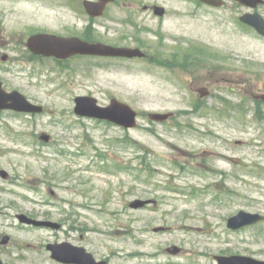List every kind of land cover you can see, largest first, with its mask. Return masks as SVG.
Masks as SVG:
<instances>
[{
	"label": "rangeland",
	"instance_id": "obj_1",
	"mask_svg": "<svg viewBox=\"0 0 264 264\" xmlns=\"http://www.w3.org/2000/svg\"><path fill=\"white\" fill-rule=\"evenodd\" d=\"M83 1L0 0V80L46 110L0 114V172L8 174L0 176V259L54 264L46 247L68 233L76 242L85 235L83 246L109 264H217L216 256L264 261V223L227 229L240 210L264 215V115L255 122L251 112L243 117L236 101L230 107L207 97L197 102L159 54L162 44L192 42L263 72L264 42L232 25L244 11L231 0L216 10L193 0H116L167 11L163 19L139 14L132 26L122 23L120 6L111 7L117 18L93 21ZM118 29L133 38L130 44L152 48L149 60L59 62L26 48L37 33L125 45ZM82 96L101 106L113 99L130 105L139 114L137 128L77 117L75 99ZM151 113L183 116L162 125L149 120ZM135 200L157 204L133 210ZM18 215L67 230L26 227ZM4 236L11 238L6 246ZM174 246L181 252L168 254Z\"/></svg>",
	"mask_w": 264,
	"mask_h": 264
},
{
	"label": "water",
	"instance_id": "obj_2",
	"mask_svg": "<svg viewBox=\"0 0 264 264\" xmlns=\"http://www.w3.org/2000/svg\"><path fill=\"white\" fill-rule=\"evenodd\" d=\"M202 3L212 5L215 7H221L224 5L223 0H199ZM240 4L256 8L261 0H236ZM113 2V0H97V1H84V7L87 13L92 18L101 17L104 13L106 6ZM156 16H164L165 9L162 7H154ZM242 21L249 26L253 27L258 33L264 36V18L258 14L245 15L242 17ZM27 47L29 50L37 55L47 58H57L65 60L75 55H89L100 57H121V58H143L145 54L139 49L130 48H115L102 43H88L79 38H64L51 34H36L28 39ZM6 60V58H4ZM207 94H203L206 96ZM264 99V96H263ZM75 114L80 117H86L96 119L100 121H107L113 123L119 127L125 129H134L138 126L137 118L138 113L129 105L120 102L117 99H113L109 106L103 107L98 104V101L93 97H78L75 100ZM14 110L22 113H34L41 114L44 112V108L34 105L28 101V99L18 91L8 93L0 82V111L1 110ZM173 114H161L153 113L149 115V118L158 123L166 122L171 118ZM41 140L49 142L50 136L43 134ZM2 177L6 178L5 172L1 173ZM155 203L153 201L136 200L131 203L132 209L138 210L145 206ZM1 212V210H0ZM18 219L21 223L32 225L35 227H47L53 229H59L60 226L56 223L47 221H36L25 215H19ZM264 222V215L248 213L240 211L237 215L228 219L227 227L230 230L237 231L245 227H250ZM164 231L163 228H157L155 232ZM10 238L5 236L2 240L3 245H8ZM48 250L52 253V258L58 262L65 264H105L96 263L94 257L87 253L82 247H75L70 243L53 244L49 245ZM181 252V249L174 246L167 249V253L171 255H177ZM218 264H264V261L257 260L245 256H218L215 257ZM0 264H4L0 260Z\"/></svg>",
	"mask_w": 264,
	"mask_h": 264
},
{
	"label": "flooded vegetation",
	"instance_id": "obj_3",
	"mask_svg": "<svg viewBox=\"0 0 264 264\" xmlns=\"http://www.w3.org/2000/svg\"><path fill=\"white\" fill-rule=\"evenodd\" d=\"M264 1V0H263ZM232 4L237 10H243L244 12L237 18L232 21V25L234 29L240 31L248 36V38L256 39L261 42H264V37L259 35L252 27L243 24L240 21L241 16L245 14H260L264 17V3H260L256 9L246 8L244 6L239 5L235 1H231ZM122 7L120 8V15L123 16L121 20L122 23L128 25H137L135 21V17L139 16V14H145L154 17V11L152 9V5H135V4H127V3H111L106 7L104 11V16L102 18H96L95 20H100L112 13L111 7ZM136 6V7H135ZM227 6V5H226ZM225 6V7H226ZM223 7V9L225 8ZM209 8L211 10H216L213 7ZM221 9V8H220ZM112 15V14H111ZM113 19L117 18L112 15ZM115 33H118L119 36L117 40H123L126 42L125 45H117L112 44V46L118 48H138L145 53V57L139 59L141 61H147L150 57V52L152 48H149L145 45L144 42H135L132 43L133 38H126L129 34L124 33L122 30H114ZM84 39V38H83ZM88 42H95L92 38L84 39ZM131 41V42H130ZM110 45V44H109ZM175 46H168L162 44L159 51V54L162 56L165 54L168 57V62H165L169 67H171L172 76L175 78L179 85H184L183 80L188 82V87L191 93L194 95L195 99H198L197 102H203L204 98H202V94L208 93L209 97L207 100H216L218 103L222 105H227L230 107V102L240 103L237 105L239 108H243V117H246L248 112L254 116L253 121L259 122V118L261 113L264 115V71L261 72L256 67H252L249 63L244 61L239 62L238 64H233L229 62V58L227 55L223 54V51L220 49L213 48L212 46H201L192 42H181L176 41ZM167 54H171L170 58ZM244 56H238V58ZM76 58H95V59H107V60H126L123 58H101V57H91V56H75L71 59H68L67 62L76 59ZM8 60V57H7ZM137 60V59H134ZM4 84V83H3ZM177 84V87L180 86ZM4 88L5 84H4ZM7 91H10L6 89ZM12 91V90H11ZM224 93L229 94L223 95ZM232 96L233 98H231ZM230 99V100H229ZM194 104V100H193ZM252 109L250 110V107ZM18 114L14 111L6 110L0 111V114ZM179 114L176 113V116ZM249 115V114H248ZM183 116L182 114L179 115ZM226 116V115H225ZM264 121V118L261 119ZM241 142H237V145H240ZM54 195L55 193L52 192ZM68 217L73 218L74 215L67 214ZM66 223V222H64ZM60 231H66L64 224H61ZM70 232H72L70 230ZM68 242L75 246L84 247L83 243H85V235H80L79 242H76L73 236H70L67 233V238L63 241H55L53 243H65ZM51 244V243H50ZM85 248V247H84ZM97 261H106L109 264V260L107 259H97L96 256L90 251ZM52 260V259H51ZM54 264H62L52 260Z\"/></svg>",
	"mask_w": 264,
	"mask_h": 264
}]
</instances>
